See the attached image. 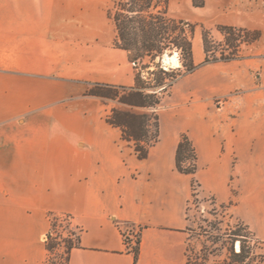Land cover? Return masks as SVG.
<instances>
[{
	"label": "crops",
	"instance_id": "1",
	"mask_svg": "<svg viewBox=\"0 0 264 264\" xmlns=\"http://www.w3.org/2000/svg\"><path fill=\"white\" fill-rule=\"evenodd\" d=\"M111 1L0 0V264H44L50 213L70 214L83 229L67 264H188L192 179L221 203L232 198L231 181L234 213L264 242L263 56L181 77L189 107L170 121L195 147L193 175L175 168L176 137L139 160L106 122L108 104L85 95L94 83L134 82L127 52L114 45ZM181 7L206 25L253 28L242 0ZM194 41L198 64L205 54ZM136 227L135 259L123 233Z\"/></svg>",
	"mask_w": 264,
	"mask_h": 264
},
{
	"label": "trees",
	"instance_id": "2",
	"mask_svg": "<svg viewBox=\"0 0 264 264\" xmlns=\"http://www.w3.org/2000/svg\"><path fill=\"white\" fill-rule=\"evenodd\" d=\"M169 2L170 0H112L107 15L116 32L114 45L127 52L134 68V82L129 87L94 83L85 92V95L97 97L104 103H115L105 114V120L120 129L121 140L130 144L139 160L146 159L150 148L160 140L158 108L178 79L202 64L239 58L240 46L261 36L259 30L218 24L215 27L223 36L224 42H216L212 38L211 29L203 23L169 16ZM204 4L205 0H192L194 7H202ZM197 26L201 28L205 54L204 60L198 64L193 60L192 51ZM224 43L231 48L229 51L221 49ZM218 46L219 55L216 53ZM171 49L179 54V67H165L162 64L163 54ZM146 58L148 62H145ZM175 168L178 172L189 175L197 170L196 150L186 132L180 134L176 146ZM191 185L193 186V181ZM195 195L193 191L192 196ZM48 218L50 228L45 238L47 257L44 264H67L71 250L80 245L83 229L74 223L70 214L50 213ZM242 230L245 228L239 226L229 234L233 241L239 242V249H231L227 264L253 262L250 246L246 245L249 237L242 234ZM61 244L62 251L57 253L56 248ZM138 249L139 239L133 247L135 259Z\"/></svg>",
	"mask_w": 264,
	"mask_h": 264
},
{
	"label": "rangeland",
	"instance_id": "3",
	"mask_svg": "<svg viewBox=\"0 0 264 264\" xmlns=\"http://www.w3.org/2000/svg\"><path fill=\"white\" fill-rule=\"evenodd\" d=\"M244 7L250 12L253 22L252 30H259L261 36L259 39L243 44L239 48V55L247 54L249 52H258L264 58V0H242ZM112 4V1H111ZM110 4V6H111ZM168 15L176 18L183 19L189 17L191 22H198L199 14L193 13L192 10H186L181 7V0H171L168 6ZM204 24V23H203ZM207 28L211 29L212 38L219 43L224 42V38L221 33L216 29V25L204 24ZM257 27V28H256ZM193 47L194 50L200 45L201 51V28L196 27L194 34ZM198 41V43L196 42ZM217 55H219L220 48L216 47ZM222 50L229 51V48L225 43ZM176 54L178 59V65H174L172 62H168L167 57ZM204 60V59H203ZM202 60V61H203ZM162 64L165 67H179L180 60L179 54L175 49H171L163 54L161 58ZM201 61V62H202ZM148 62V59H145ZM181 78V77H180ZM178 79V81L171 88L169 95H166L158 108L159 113V129L161 143L168 144L174 137L179 138L180 134L185 131H181V126H177L170 121V118L185 116L186 103L189 107L188 100L190 101V92H185V99L181 97L182 88L186 85L187 80L185 78ZM264 81V69H262V77ZM227 97L225 96L223 100ZM214 100L213 105L215 108ZM106 110L114 106L115 103L107 101ZM184 109V110H183ZM182 110V111H181ZM177 115V116H176ZM158 141V142H159ZM123 148L130 147V144L126 142L121 143ZM193 186L191 185V194L188 200L186 216L188 219V261L190 264H227L230 260V251L234 249L238 251L239 242L233 241L230 232L237 227H244L241 233L248 235V243L252 253V264H264L262 263V257H264V242L258 240L253 232L248 228L246 224L234 213V204L236 201V189L233 183L229 181L232 198L227 203H221L211 194L202 195L199 192L198 183L195 179H192ZM191 181V182H192ZM195 191V197L192 196V192ZM138 231V230H137ZM64 235V233H63ZM140 237L138 233L137 238ZM60 241V240H59ZM62 251V244L57 246L56 252Z\"/></svg>",
	"mask_w": 264,
	"mask_h": 264
},
{
	"label": "built area",
	"instance_id": "4",
	"mask_svg": "<svg viewBox=\"0 0 264 264\" xmlns=\"http://www.w3.org/2000/svg\"><path fill=\"white\" fill-rule=\"evenodd\" d=\"M138 230V231H137ZM138 233H140V229L138 227L129 229L124 231V242L127 247L133 251V247L137 244L139 238H137Z\"/></svg>",
	"mask_w": 264,
	"mask_h": 264
},
{
	"label": "bare ground",
	"instance_id": "5",
	"mask_svg": "<svg viewBox=\"0 0 264 264\" xmlns=\"http://www.w3.org/2000/svg\"><path fill=\"white\" fill-rule=\"evenodd\" d=\"M167 59H168V62H172L174 65H178L179 64L178 63L179 61L177 59L176 54H173V55L167 57Z\"/></svg>",
	"mask_w": 264,
	"mask_h": 264
}]
</instances>
